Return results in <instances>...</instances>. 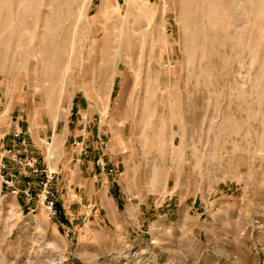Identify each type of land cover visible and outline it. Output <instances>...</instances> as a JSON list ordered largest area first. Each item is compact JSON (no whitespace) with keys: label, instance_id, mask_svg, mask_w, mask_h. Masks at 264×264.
<instances>
[{"label":"rangeland","instance_id":"rangeland-1","mask_svg":"<svg viewBox=\"0 0 264 264\" xmlns=\"http://www.w3.org/2000/svg\"><path fill=\"white\" fill-rule=\"evenodd\" d=\"M15 128L119 170H53V219L0 172V264H264V0H0Z\"/></svg>","mask_w":264,"mask_h":264},{"label":"built area","instance_id":"built-area-1","mask_svg":"<svg viewBox=\"0 0 264 264\" xmlns=\"http://www.w3.org/2000/svg\"><path fill=\"white\" fill-rule=\"evenodd\" d=\"M40 143L41 150L36 152L34 151V140H31L28 131L15 128L9 133H0L1 179L8 192L15 196H22L23 201L32 212L35 211L33 204L38 198L44 204L48 217L53 219L60 213L54 188L57 175L53 170L62 169L52 167L57 159L52 136L41 138ZM98 143L99 147L104 149L109 145L103 137L98 138ZM72 145L83 155H87L90 151L86 137L73 139ZM99 164L103 171L109 174H118V166L106 170L105 162ZM32 176L36 178L35 183L27 180L25 184H21L22 178L28 179Z\"/></svg>","mask_w":264,"mask_h":264},{"label":"crops","instance_id":"crops-1","mask_svg":"<svg viewBox=\"0 0 264 264\" xmlns=\"http://www.w3.org/2000/svg\"><path fill=\"white\" fill-rule=\"evenodd\" d=\"M90 151L87 155L81 154L78 150L73 148L69 152L67 164L62 170H87L90 174L97 178L106 172L103 171L100 162H105L106 170L110 167H117L113 161V156L104 148L99 147L98 140L92 141L88 139ZM99 160V161H98Z\"/></svg>","mask_w":264,"mask_h":264}]
</instances>
